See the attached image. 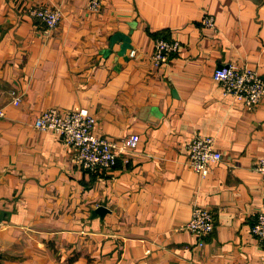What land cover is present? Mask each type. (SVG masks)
Listing matches in <instances>:
<instances>
[{
    "label": "crops",
    "instance_id": "1",
    "mask_svg": "<svg viewBox=\"0 0 264 264\" xmlns=\"http://www.w3.org/2000/svg\"><path fill=\"white\" fill-rule=\"evenodd\" d=\"M39 6L61 8L54 28ZM156 37L180 42L167 64L152 65ZM227 64L264 77V0H0V264H264V99L225 95L212 73ZM48 107L87 108L98 135L138 144L84 170L34 126ZM195 136L223 154L206 176L188 164ZM194 204L214 216L202 244L183 227Z\"/></svg>",
    "mask_w": 264,
    "mask_h": 264
},
{
    "label": "built area",
    "instance_id": "2",
    "mask_svg": "<svg viewBox=\"0 0 264 264\" xmlns=\"http://www.w3.org/2000/svg\"><path fill=\"white\" fill-rule=\"evenodd\" d=\"M102 0H87L91 12L100 10ZM29 14L39 19L47 28H54L62 18L58 6H39L29 9ZM201 22L204 26L214 27V18L205 15ZM180 42L175 39L156 37L150 60L153 66L167 64L172 55L179 50ZM135 50H130L133 56ZM212 78L218 82L225 95L231 96L247 109H253L264 99V77L251 68H241L232 64L217 67ZM12 103L18 104L20 94L12 91ZM4 115L0 108V116ZM96 118L87 108H75L61 111L56 107H48L41 111L34 121V126L41 130H51L61 138L64 144L74 148L75 162L89 172L107 171L115 168L121 155L133 151L139 140L137 134H129L117 141L98 135L95 131ZM189 166L201 176L208 174V164L223 158L222 152L214 146L211 136H195L186 146ZM125 158V157H124ZM128 163L127 159H123ZM253 170L260 173L264 180V158L255 160ZM198 238L202 244L214 228V216L206 207L194 204L189 219L184 226ZM251 232L264 250V212L259 211L251 227Z\"/></svg>",
    "mask_w": 264,
    "mask_h": 264
},
{
    "label": "water",
    "instance_id": "3",
    "mask_svg": "<svg viewBox=\"0 0 264 264\" xmlns=\"http://www.w3.org/2000/svg\"><path fill=\"white\" fill-rule=\"evenodd\" d=\"M220 67V66H219ZM98 212H103V211H105L104 210V208L102 207V206H100L99 208H98V210H97Z\"/></svg>",
    "mask_w": 264,
    "mask_h": 264
}]
</instances>
